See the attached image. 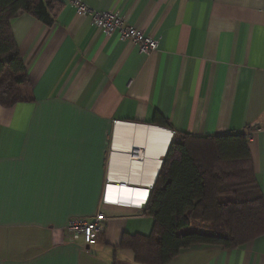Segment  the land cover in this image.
<instances>
[{"label": "crops", "instance_id": "0c3cea01", "mask_svg": "<svg viewBox=\"0 0 264 264\" xmlns=\"http://www.w3.org/2000/svg\"><path fill=\"white\" fill-rule=\"evenodd\" d=\"M58 1L52 25L12 20L30 100L0 104V264H139L121 241L153 230L173 131L249 132L264 193V0H82L158 38L148 54ZM100 211L95 244L68 239L72 218ZM167 264H264V234Z\"/></svg>", "mask_w": 264, "mask_h": 264}, {"label": "trees", "instance_id": "16d2710c", "mask_svg": "<svg viewBox=\"0 0 264 264\" xmlns=\"http://www.w3.org/2000/svg\"><path fill=\"white\" fill-rule=\"evenodd\" d=\"M58 7V0H0L1 105L30 100L23 92L30 79L12 20L27 12L52 25ZM159 122L170 126L166 118ZM145 214L154 219L151 234H124L121 241L139 264H167L196 245L232 249L263 235L264 193L254 170L249 132L175 131Z\"/></svg>", "mask_w": 264, "mask_h": 264}, {"label": "built area", "instance_id": "2783aa9c", "mask_svg": "<svg viewBox=\"0 0 264 264\" xmlns=\"http://www.w3.org/2000/svg\"><path fill=\"white\" fill-rule=\"evenodd\" d=\"M70 2L79 15H90L93 25L103 29L107 35L117 33L121 39L132 41L142 52L147 54L158 49L160 43L158 38L146 34L143 29L127 23L125 17L118 12L95 10L82 0H70ZM174 133L175 131L172 132V134ZM105 221V214L101 211L92 218H72L65 227L67 237L70 241L83 239L87 245L95 244L105 226Z\"/></svg>", "mask_w": 264, "mask_h": 264}, {"label": "rangeland", "instance_id": "374dc122", "mask_svg": "<svg viewBox=\"0 0 264 264\" xmlns=\"http://www.w3.org/2000/svg\"><path fill=\"white\" fill-rule=\"evenodd\" d=\"M192 228H190V230H191Z\"/></svg>", "mask_w": 264, "mask_h": 264}]
</instances>
